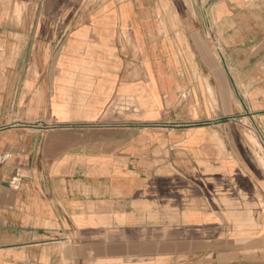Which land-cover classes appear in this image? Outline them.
<instances>
[{
    "label": "crops",
    "instance_id": "obj_1",
    "mask_svg": "<svg viewBox=\"0 0 264 264\" xmlns=\"http://www.w3.org/2000/svg\"><path fill=\"white\" fill-rule=\"evenodd\" d=\"M258 158L264 0H0V264H264Z\"/></svg>",
    "mask_w": 264,
    "mask_h": 264
},
{
    "label": "rangeland",
    "instance_id": "obj_2",
    "mask_svg": "<svg viewBox=\"0 0 264 264\" xmlns=\"http://www.w3.org/2000/svg\"><path fill=\"white\" fill-rule=\"evenodd\" d=\"M186 96L183 93L181 95V97L179 98L178 102L173 105L172 103L168 102V106L167 108H165L164 112H167V116L169 119H175L178 118V116L181 119H194L196 118L195 114V109L193 107H190V105H186L185 102ZM208 111V109L206 110V112ZM171 113L173 114V116H171ZM171 125V124H168ZM161 127H167V126H162V124H157V123H153V124H149V126H147L146 129H144L145 132H155L158 131L159 128ZM186 128L188 127H193V125L191 126H185ZM244 134H245V138H247V141L250 143V145L253 147V149L255 150L256 153V149L258 147V143L257 141L254 139L253 134L251 132H249L247 129L243 130ZM150 145V143H146L145 146ZM261 163L264 165V162L262 161L263 158H258Z\"/></svg>",
    "mask_w": 264,
    "mask_h": 264
}]
</instances>
